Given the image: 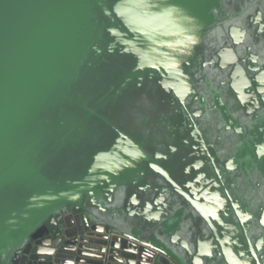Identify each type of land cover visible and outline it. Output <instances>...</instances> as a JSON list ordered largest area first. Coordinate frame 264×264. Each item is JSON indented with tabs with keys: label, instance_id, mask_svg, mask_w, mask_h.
<instances>
[{
	"label": "water",
	"instance_id": "water-1",
	"mask_svg": "<svg viewBox=\"0 0 264 264\" xmlns=\"http://www.w3.org/2000/svg\"><path fill=\"white\" fill-rule=\"evenodd\" d=\"M0 264H264V0H0Z\"/></svg>",
	"mask_w": 264,
	"mask_h": 264
},
{
	"label": "flooded vegetation",
	"instance_id": "flooded-vegetation-1",
	"mask_svg": "<svg viewBox=\"0 0 264 264\" xmlns=\"http://www.w3.org/2000/svg\"><path fill=\"white\" fill-rule=\"evenodd\" d=\"M254 125H255L254 123H250L248 125V128H250V127H252ZM235 148H236V151L238 149L239 153H244L245 155H248V153L252 151V149L250 148V144H249V139L248 138H245L240 143H239V140H237ZM250 159H251V156H250V153H249V158H248L249 163L247 165H250V168L248 170L246 169L245 171H243V173H244V178H245L246 182L249 183V185H250L249 187L253 188L254 186H252V185H254V184H253V182L251 180V177L255 176L256 177V182L258 181L261 184H263V178L261 177L260 172L256 168H253V164L250 163ZM244 161L247 163V160H244ZM243 168H244V166H243ZM243 168H242V170H243ZM249 192H252V189L249 190Z\"/></svg>",
	"mask_w": 264,
	"mask_h": 264
},
{
	"label": "rangeland",
	"instance_id": "rangeland-1",
	"mask_svg": "<svg viewBox=\"0 0 264 264\" xmlns=\"http://www.w3.org/2000/svg\"><path fill=\"white\" fill-rule=\"evenodd\" d=\"M212 99H213V105L216 106V113L219 114L220 118L223 120L224 119V115L228 112V108L226 107L225 104H220V97L217 96V95H212ZM224 122V121H223ZM226 126V125H225ZM231 129L233 130L234 132V127L230 126ZM225 128V127H224ZM234 128V129H233ZM235 131H237L235 129ZM234 135L237 137V140H239V143L242 142L244 140V137H245V132L242 130L241 132H238V134H236L234 132ZM239 153L238 152V149L236 151V154ZM246 175V174H245Z\"/></svg>",
	"mask_w": 264,
	"mask_h": 264
}]
</instances>
